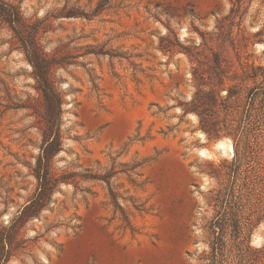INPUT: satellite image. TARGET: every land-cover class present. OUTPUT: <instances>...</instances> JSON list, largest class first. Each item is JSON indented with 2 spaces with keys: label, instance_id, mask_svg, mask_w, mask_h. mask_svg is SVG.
Listing matches in <instances>:
<instances>
[{
  "label": "rangeland",
  "instance_id": "1",
  "mask_svg": "<svg viewBox=\"0 0 264 264\" xmlns=\"http://www.w3.org/2000/svg\"><path fill=\"white\" fill-rule=\"evenodd\" d=\"M5 1L59 58L67 177L5 264H264V0ZM42 113L0 25V226L35 191Z\"/></svg>",
  "mask_w": 264,
  "mask_h": 264
},
{
  "label": "trees",
  "instance_id": "2",
  "mask_svg": "<svg viewBox=\"0 0 264 264\" xmlns=\"http://www.w3.org/2000/svg\"><path fill=\"white\" fill-rule=\"evenodd\" d=\"M0 25H6L13 33L15 42L32 68L37 88L42 95V117L46 124L45 145L34 168L37 180L35 191L8 222L0 226V264H5L17 250L24 248V240L18 238L19 229L28 219L39 215L49 202L50 195L57 183L66 181L67 177H56L49 167L51 157L60 148L62 137L60 115L63 96L57 90L54 78L55 69L60 64L59 58L47 54L40 43L42 21L38 19L31 21L25 18L17 5L0 0ZM82 176L92 177L87 174ZM227 202L232 203L230 199H227ZM216 248L217 246L214 247L215 250Z\"/></svg>",
  "mask_w": 264,
  "mask_h": 264
},
{
  "label": "bare ground",
  "instance_id": "3",
  "mask_svg": "<svg viewBox=\"0 0 264 264\" xmlns=\"http://www.w3.org/2000/svg\"><path fill=\"white\" fill-rule=\"evenodd\" d=\"M259 48H261L263 45L258 44ZM191 118L195 120V115L190 114ZM196 135L198 136L199 140L201 142L205 141V135L202 131H197ZM197 153L199 156L202 157H214L216 154L219 155H228L233 156L234 155V147L232 141L228 138H221L217 139L214 143V150H210L206 147H200L197 149ZM255 241L258 243L261 240V235L257 232L254 236Z\"/></svg>",
  "mask_w": 264,
  "mask_h": 264
}]
</instances>
